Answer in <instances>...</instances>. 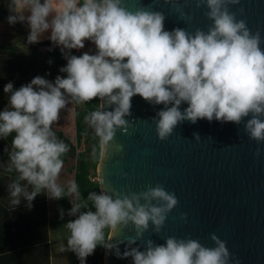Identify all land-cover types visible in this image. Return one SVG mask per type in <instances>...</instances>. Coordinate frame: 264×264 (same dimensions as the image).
<instances>
[{
    "label": "clouds",
    "instance_id": "clouds-1",
    "mask_svg": "<svg viewBox=\"0 0 264 264\" xmlns=\"http://www.w3.org/2000/svg\"><path fill=\"white\" fill-rule=\"evenodd\" d=\"M200 3L206 4L212 25L193 34L179 27L166 30L163 13L146 7L130 10L125 0H7L9 24L26 23L29 42H37L50 30L49 39L62 46L67 59L60 68L67 75H58L54 82L37 75L19 88L14 89L12 82L4 86L10 96L8 105L0 110V138L15 133L9 171L14 168L19 180L34 186L32 192L25 193L29 201L41 189L54 198L63 194L57 178L64 164L62 156L69 148L52 126L66 105V94L77 103L98 97L114 105L112 110H104L101 104L85 116L99 138L101 155L117 128L126 126L124 116L130 114L131 98L137 94L164 105L156 120L161 140L184 120L240 124L250 116L245 132L258 144L264 142L261 34L252 33L245 20L229 10V5L239 0ZM85 40L95 45V54H71V49L84 48ZM182 104H187L183 111ZM260 151L258 148L256 154ZM77 187L70 182L69 191L75 193ZM21 192V185L14 181L11 195L18 197ZM88 199L95 211L80 212L66 225L67 245L78 254L81 264H86V257L104 240L106 227L115 230L131 221L141 235L151 221L159 232L178 203L175 194L160 184L115 199L92 192ZM81 206L76 204L72 214ZM211 239L215 245L207 247L196 239L170 236L164 244L149 240L143 251L131 248L122 254L117 251V255L131 256L133 264H240L230 258L225 241L215 234ZM134 242V238L129 241Z\"/></svg>",
    "mask_w": 264,
    "mask_h": 264
},
{
    "label": "water",
    "instance_id": "water-1",
    "mask_svg": "<svg viewBox=\"0 0 264 264\" xmlns=\"http://www.w3.org/2000/svg\"><path fill=\"white\" fill-rule=\"evenodd\" d=\"M125 2L133 11L146 7L163 13L166 30L179 27L194 34L196 29L207 31L212 25L206 15L208 8L200 0ZM229 10L245 20L252 33L260 32L264 48V0H239L229 5ZM101 104L104 110L114 107L103 100ZM163 107L138 94L131 98L130 114L124 116L126 126L117 128L100 157L98 180H103L101 192L113 199L160 184L175 194L178 203L168 212L159 232L151 221L141 235L131 221L111 229L104 264H133L131 256L121 258L117 251H143L149 240L164 244L170 236L196 239L213 247V234L225 241L230 258L240 264H264V142L258 144L245 132L250 116L240 124L184 120L161 140L156 120ZM186 107L182 104L181 111ZM133 238L135 242L130 244Z\"/></svg>",
    "mask_w": 264,
    "mask_h": 264
},
{
    "label": "trees",
    "instance_id": "trees-1",
    "mask_svg": "<svg viewBox=\"0 0 264 264\" xmlns=\"http://www.w3.org/2000/svg\"><path fill=\"white\" fill-rule=\"evenodd\" d=\"M7 0H0V15L9 16ZM25 36V44H0V110L8 105L10 93L4 92V86L12 82L14 89L29 83L37 75L54 82L56 77L66 76L60 68L67 64L62 46H54L42 50L44 46L55 44L49 38L29 42L30 33L26 23L17 22ZM71 54L81 55L77 49H71ZM51 60V63L49 61ZM63 91V90H62ZM75 102V140L68 138L60 130L55 129L57 137L63 140L69 150L62 156L64 164L70 158L76 160L75 183L77 192L75 202L71 199L69 187L62 184L63 194L56 198L57 210L53 216L49 215L48 190L41 189L29 201L25 193L34 190V186L27 181L19 180V173L10 167V154L13 151L12 139L15 133L6 138H0V264H52V234L68 232L66 225L74 220L80 212L95 211L89 194L101 193L98 179V165L101 157L99 138L95 130L85 120V116L101 105L100 98H93L84 103ZM18 182L22 192L18 197L11 195V185ZM18 200V203H13ZM81 208L72 214L76 204ZM104 240L97 244L94 252L86 257V264H104L105 247L111 229L105 228ZM81 264V261H80Z\"/></svg>",
    "mask_w": 264,
    "mask_h": 264
},
{
    "label": "rangeland",
    "instance_id": "rangeland-1",
    "mask_svg": "<svg viewBox=\"0 0 264 264\" xmlns=\"http://www.w3.org/2000/svg\"><path fill=\"white\" fill-rule=\"evenodd\" d=\"M50 35L44 37L49 38ZM39 40H45V39ZM16 43L18 45L25 44V36L22 27L15 23L14 25L9 24L6 17L0 15V44ZM47 46L42 47V50H46ZM78 52H89L90 54H95L96 47L89 41L85 40L84 48L77 49ZM69 96V95H68ZM67 97V94L65 98ZM66 105L60 110L59 118L54 122L53 127L64 133L68 138L75 140V102L66 100ZM76 160L70 158V161L63 165L59 177L57 178L58 185L66 184L70 187V182H75V170L74 167ZM49 192V191H48ZM71 199L75 202L76 192H70ZM49 200L51 206V214L53 215L57 209L56 198L52 197L49 192ZM69 236V231L65 235L63 233H53L52 234V264H80V258L78 254L73 251L67 245V238Z\"/></svg>",
    "mask_w": 264,
    "mask_h": 264
},
{
    "label": "crops",
    "instance_id": "crops-1",
    "mask_svg": "<svg viewBox=\"0 0 264 264\" xmlns=\"http://www.w3.org/2000/svg\"><path fill=\"white\" fill-rule=\"evenodd\" d=\"M66 100H69L70 102L72 101V100H70L69 99V96L67 95V97H66ZM58 130V129H57ZM75 132H76V127H75ZM61 186V185H60ZM48 202H49V215L50 216H53L52 214H51V206H50V200H49V192H48ZM57 210V209H56ZM56 212V211H55Z\"/></svg>",
    "mask_w": 264,
    "mask_h": 264
},
{
    "label": "built area",
    "instance_id": "built-area-1",
    "mask_svg": "<svg viewBox=\"0 0 264 264\" xmlns=\"http://www.w3.org/2000/svg\"><path fill=\"white\" fill-rule=\"evenodd\" d=\"M54 46H60V45H58V44L55 43V44H53V45H51V46H47V49H48V48H51V47H54ZM69 99L72 100V101H74V99H73L71 96H69ZM96 179H98V176L92 178V180H94V181H95Z\"/></svg>",
    "mask_w": 264,
    "mask_h": 264
},
{
    "label": "bare ground",
    "instance_id": "bare-ground-1",
    "mask_svg": "<svg viewBox=\"0 0 264 264\" xmlns=\"http://www.w3.org/2000/svg\"><path fill=\"white\" fill-rule=\"evenodd\" d=\"M50 35V30L49 31H46L45 33H43L40 37V39H43L44 37ZM45 39V38H44Z\"/></svg>",
    "mask_w": 264,
    "mask_h": 264
}]
</instances>
